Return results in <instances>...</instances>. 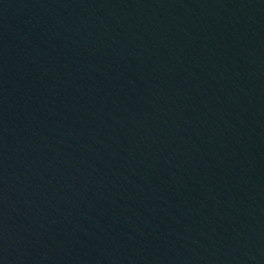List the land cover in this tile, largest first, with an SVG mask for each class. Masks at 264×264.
I'll use <instances>...</instances> for the list:
<instances>
[{
  "label": "water",
  "instance_id": "1",
  "mask_svg": "<svg viewBox=\"0 0 264 264\" xmlns=\"http://www.w3.org/2000/svg\"><path fill=\"white\" fill-rule=\"evenodd\" d=\"M0 264H264V0H0Z\"/></svg>",
  "mask_w": 264,
  "mask_h": 264
}]
</instances>
